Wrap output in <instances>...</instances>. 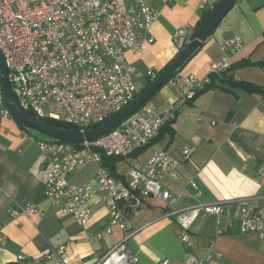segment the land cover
I'll use <instances>...</instances> for the list:
<instances>
[{"label": "crops", "instance_id": "crops-1", "mask_svg": "<svg viewBox=\"0 0 264 264\" xmlns=\"http://www.w3.org/2000/svg\"><path fill=\"white\" fill-rule=\"evenodd\" d=\"M221 1L174 0L171 5L149 1L161 13L150 30L155 42L145 44L139 55L127 54L138 94L146 88L150 72L158 75L181 53L173 42L175 31L188 26L196 29L202 13L214 10ZM235 37L243 40V48L224 52V42ZM224 58L229 69L242 62L256 64L235 68L229 75L264 89V0H237L200 51L153 96L148 104L157 112L173 109L170 124L166 122L162 137L134 158L145 163L155 153L169 151L183 159V151L190 150V159L179 167L178 179L165 181L173 194L186 190L191 196L181 199L176 210L198 202L223 204L231 217H222L219 224L215 217L198 219L188 247L164 202L148 198L145 211L131 220L133 234L127 241L137 264H158L165 259L178 264L186 258L203 261L201 264H264V238L241 231L244 218L264 209V174L258 172L264 169V97L241 92L236 98L215 89L193 102L182 98L186 77L204 80ZM120 164L117 172L124 174ZM44 165L36 141L12 116L2 114L0 104V232L6 237L0 243V264H18L19 255L31 262L62 246L67 247L69 264H97L123 240V231L105 232L109 212L103 204L94 207L93 218L86 225L64 216L61 207H52L41 184ZM95 171L93 165L79 169L70 180L96 187ZM12 201L40 204L46 216L34 222L15 219L8 213ZM40 264L61 263L53 258Z\"/></svg>", "mask_w": 264, "mask_h": 264}, {"label": "built area", "instance_id": "built-area-1", "mask_svg": "<svg viewBox=\"0 0 264 264\" xmlns=\"http://www.w3.org/2000/svg\"><path fill=\"white\" fill-rule=\"evenodd\" d=\"M149 1L0 0V52L6 60L10 86L20 107L41 121L65 123L84 133L130 106L138 93L127 54L139 55L145 44L155 42L150 30L161 15ZM162 1L166 5L174 2ZM195 31L190 26L175 31L173 42L180 52ZM243 46V40L235 37L226 40L222 49L228 53ZM229 67L228 59L224 58L212 73L224 72ZM156 76L149 73L151 79ZM207 83L209 77L204 80L186 77L182 98L193 100ZM0 104L2 114L11 117L4 106L1 87ZM172 112L171 108L159 113L146 104L108 134L94 140L81 144L36 142L45 158L41 184L50 205L61 207L64 216L86 225L93 218L94 207L103 204L109 212L105 232L123 231V240L97 264L138 263L127 241L133 234L131 220L145 211L148 198L164 202L167 213L175 216L182 230L181 240L188 247L192 246L190 233L198 219L215 217L219 224L222 217H231V211L223 204L198 202L176 210L181 199L191 196L186 190L173 194L165 181L178 179L179 167L190 159V150L183 151V159L169 151L157 152L145 163L132 158L160 135ZM103 156L122 158L127 171L118 173L119 178L112 176L103 166ZM91 165L96 167V187L70 180L77 170ZM258 172L263 175L264 169ZM191 186L198 189L194 182ZM8 213L15 219L25 217L32 222L46 216L40 204L13 201ZM241 231L264 238V209L244 218ZM4 240L6 237L0 232V243ZM210 247L214 251L213 243ZM53 258L69 264L67 247L51 248L31 262L19 255L16 262L40 264ZM202 262L186 258L178 264ZM158 264L171 262L165 259Z\"/></svg>", "mask_w": 264, "mask_h": 264}, {"label": "water", "instance_id": "water-1", "mask_svg": "<svg viewBox=\"0 0 264 264\" xmlns=\"http://www.w3.org/2000/svg\"><path fill=\"white\" fill-rule=\"evenodd\" d=\"M237 0H222L214 9L208 19L195 31L190 38V42L184 47L179 56L155 82L147 88L138 99L122 113L106 122L101 127L87 132H68L48 125L28 112L24 111L18 104L8 78V68L6 60L0 52V87L4 95L5 103L11 115L26 128L38 131L53 140L81 144L94 140L100 136L108 134L111 130L137 112L166 84L171 82L175 76L188 64V62L200 51L202 45L208 40L218 25L231 11Z\"/></svg>", "mask_w": 264, "mask_h": 264}, {"label": "trees", "instance_id": "trees-1", "mask_svg": "<svg viewBox=\"0 0 264 264\" xmlns=\"http://www.w3.org/2000/svg\"><path fill=\"white\" fill-rule=\"evenodd\" d=\"M214 10H211V11H204L202 13V17H201V20L200 22L198 23V26L196 28V30L208 19V17L212 14ZM173 64L170 63L163 71H161L155 79H151L149 78L148 79V82H147V86L146 88L142 91V93L147 89L149 88L154 82L155 80L161 76L165 71H167L170 66ZM252 65H256L254 63H251V62H242V63H239L238 65H236L235 67L231 68V69H228L224 72H217V73H211L209 75V83H207L203 90L200 91L199 93H197V95L195 96V98L193 100H190L191 102H193L199 95L207 92V91H210V90H221L227 94H231L233 95L234 97H238L239 93L241 92H244L246 94H250V95H260L262 97H264V89L259 87V86H256L254 84H251V83H247V82H244V81H236L232 76L229 75V73L235 69V68H242V67H247V66H252ZM259 66H261L262 64H258ZM137 94L136 95V98L134 100V102L138 99V97L142 94ZM153 98V97H152ZM151 98V99H152ZM150 99V100H151ZM150 100L146 103L148 104L150 102ZM133 102V103H134ZM132 103V104H133ZM4 106H6V103H5V99H4ZM129 107V106H128ZM127 107V108H128ZM125 108V109H127ZM124 109V110H125ZM123 110V111H124ZM122 111V112H123ZM120 112V113H122ZM120 113L112 116L111 118H109L108 120H106L104 123L100 124V125H97V126H94L92 128H90V130H94V129H97L99 127H101L102 125H104L106 122H108L109 120L113 119L114 117H116L117 115H119ZM30 115L33 116V113H29ZM13 117V116H12ZM14 118V117H13ZM15 119V118H14ZM16 120V119H15ZM17 121V120H16ZM44 122H46L48 125L52 126V127H55V128H58V129H61V130H65V131H68V132H78V129L71 126V125H68V124H65V123H60V122H56V121H52V120H44ZM17 123L24 129V130H27V128L22 124L20 123L19 121H17ZM170 124V122L168 123L167 122V125ZM166 125V126H167ZM164 133V128L161 130V133L160 135L154 140V141H157L159 138L162 137ZM53 140V139H52ZM54 141H57V140H54ZM153 141V142H154ZM148 148L147 147H144L140 150H138L137 152H135L133 155H132V158H137L139 155H141L146 149ZM123 161L122 158L120 157H106V156H103V166L109 170L110 174L116 178H119L120 175L118 174L117 172V165L119 163H121Z\"/></svg>", "mask_w": 264, "mask_h": 264}, {"label": "rangeland", "instance_id": "rangeland-1", "mask_svg": "<svg viewBox=\"0 0 264 264\" xmlns=\"http://www.w3.org/2000/svg\"><path fill=\"white\" fill-rule=\"evenodd\" d=\"M127 2H128V0H127ZM27 131L29 133V136L32 137L34 139V141H36V142H39V141L46 142V141H51L52 140L50 137H48V136H46V135H44V134H42V133H40L38 131L29 129V128H27ZM119 171L123 172V173L127 171V169H126L124 164H120L119 165Z\"/></svg>", "mask_w": 264, "mask_h": 264}]
</instances>
